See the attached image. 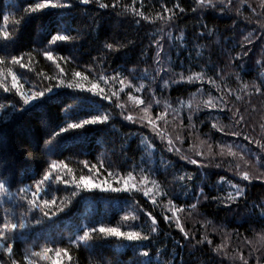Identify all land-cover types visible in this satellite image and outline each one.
Masks as SVG:
<instances>
[{
    "label": "trees",
    "instance_id": "trees-1",
    "mask_svg": "<svg viewBox=\"0 0 264 264\" xmlns=\"http://www.w3.org/2000/svg\"><path fill=\"white\" fill-rule=\"evenodd\" d=\"M33 2L38 0H0V27H6L11 31L15 19L23 15L19 9ZM61 2H70L72 7L45 10L43 13L34 15L29 23L21 26L18 50L10 49L13 55H18L20 52H32L38 62L35 65L36 71L53 75L54 65L39 55L38 51L33 50L43 49L51 35L67 26L71 31L65 34L77 38L50 46L54 55L69 58L67 64L62 63L66 73L70 74L73 70L84 72L86 66L95 70L87 73L89 78L101 72L109 76L119 72L137 86L139 83H144L154 88L156 98L162 101L169 100L173 108L178 106L177 98L183 100L185 104L192 99L193 108L199 102L203 109L204 100L224 95L232 112L239 109V115H243L245 119L235 127L234 121L229 119L232 112L227 110L221 112L219 109H203L195 113L193 123L199 130L198 139L196 133L193 134L192 139H189L186 127L189 123L187 119L189 109L183 107L181 114L184 117L185 127L181 134L185 137L182 145L185 155L201 159L195 156L194 151L188 150L190 144L198 145L199 140L211 143L214 151L218 150V144H232L237 151H239L237 145H246V151L261 154L257 145L245 140L244 135L253 139H261L264 136V129L261 128V125H264V94L255 93L251 86L247 90L242 88L244 83L251 85L253 82L259 83L260 79H264V66H261L264 65V39H255L262 35L255 21L264 19V16H257L251 11V7H255L258 13L264 12V9L260 8L259 0H246V2L232 0L230 6H227V0H225V5L231 9L230 11H221L217 0V8L196 12L191 11L193 7H196L195 0H135L134 4L133 0H121L122 5L134 6L150 17H155L157 13L167 17L169 14L164 12L162 5L173 8L174 3L179 2L180 7L185 9L183 13L175 9L176 17L172 21L156 20L155 23L144 20L136 23L139 17L131 13L123 14L120 7L102 9L98 6L99 2L111 4L112 0H94L87 5L79 3V0H61ZM141 2L144 5L143 9H140ZM3 15L9 16L7 24L2 20ZM202 24L207 27H202ZM159 29L163 31H158ZM181 30L185 34L183 41L167 38L166 34L169 31L172 32L173 37H177ZM209 30H213L212 35L200 36L201 32L207 33ZM251 31H254L255 42L247 45L246 48H241L240 43L243 37ZM161 37H164L161 41L164 51L161 53L163 63L160 67L170 69V72L166 74L165 71H160L159 77L153 83L151 78L156 76L158 67L155 59L157 51L155 41L161 40ZM106 42L123 45V47H120L118 51H108L104 48ZM244 51H248L247 56L243 59H235L237 53L242 54ZM197 52H201L202 55L197 57ZM102 56L103 61L100 60ZM234 59L235 62L232 63ZM258 60L261 61V65L256 63ZM213 65L218 70H222L221 74L226 75L225 80L222 81L219 76H216L211 69ZM202 67L207 68V76L217 80L221 91L218 92L210 84L201 85L199 82L170 84L166 90L163 89V80L179 79L176 73H183L187 77L192 72L201 71ZM14 70L18 75L21 72L26 73L27 78L33 83H40V78L33 73H28L27 69L22 70L17 66ZM236 74H239V80L236 79ZM142 75L148 78L133 79ZM44 83L46 84L47 81ZM101 87L104 85L101 84ZM111 87L118 90L119 84L115 83ZM201 87L203 91L197 93V89ZM261 87L264 88V85ZM227 88H231L233 93H228ZM128 91L130 89L126 88L120 94L121 102L127 105L125 114L131 111L133 115H136V107L127 99ZM56 92L60 95L56 96ZM192 93L197 95L192 97ZM76 95L77 93L72 89H54L53 102L42 108L24 112L6 127L3 142L0 143V173L13 178L11 190L15 191L17 187H23L30 184L32 180L39 179V174L51 160H63L78 172L81 166L77 161L87 160L89 164H97L99 167V158L103 160L105 168L126 173L131 170L133 164H140L141 156L145 157V163L141 165L145 169L158 168L160 158L163 157L174 167L167 170L161 168L154 176L149 174V178L159 181L168 190V197L177 206H185V211L180 216L185 229L189 231V239H184L174 224L163 221L159 215L161 211L159 206H153L146 197L137 193L134 195V200L144 211H138L137 215L140 219L132 223L144 225L145 212H152L159 221V231L153 233L149 241L143 242L146 247L139 246L133 249L115 239L91 251L83 246L72 247L69 251L75 264H133V261L137 264L142 261H150V264H242L238 259H230L237 253L247 258L248 264H257L258 258L260 264H264V247H261L259 243V235L264 234V219L259 216L260 206L264 205V181L242 182L235 171L228 170L226 164H222L219 168L214 166L198 168L197 165L187 163L175 152H168L166 146L158 139L152 138L148 128L139 123L123 121L119 115H116L120 110L115 109L114 105L107 101L103 102V108L111 110L114 114V119L108 125L91 127L78 138L65 140L58 150L49 152L48 149L51 146L46 145L45 141L51 139L53 131H58V126L62 125L67 118L66 112L70 115L75 111L78 104L74 98ZM133 95L137 93L133 92ZM140 95L146 102L151 99L147 87ZM237 95L241 99L237 100ZM14 101H18V97L0 91V103L11 104ZM17 107L21 105L17 103ZM160 111H163L162 104L159 107L153 104L152 115L155 116ZM92 114H99V112ZM80 115L83 116V113ZM239 115L236 119H239ZM168 119L171 121V115ZM213 122L223 126L226 132L237 130L242 131L243 135L233 137L218 132L211 127ZM161 127H163L162 124ZM167 131L175 137L173 124L168 125ZM124 134L132 136L129 140L130 147L126 151L121 147ZM140 137L148 138V143L156 149L151 157L146 155L147 148L144 151L137 148ZM228 159L230 158H224L225 161ZM261 159L264 160V154H261ZM220 162L219 157L214 161V163ZM250 171L258 174L264 172V167ZM185 173L192 174L193 180L189 182L175 179ZM221 177L246 187V200L242 199L231 207L212 200L213 196L226 195L227 191H231L226 183L221 182ZM184 184H187L186 189L182 187ZM198 187H204V193L209 199H201L197 209L189 215L187 206L194 202ZM184 191L188 192L187 196L183 195ZM68 194L63 185L58 186L57 197ZM168 197L159 198L158 205H167ZM17 203L18 200L12 199L0 204V215L3 214L4 208L26 211L24 208L17 209ZM132 203L133 197L129 194H87L85 200L79 203L74 201L70 211L66 209V217L61 214L64 218L62 222H58L55 229L42 232L40 226H36L35 229L28 230L24 241L15 245L14 250L31 246L34 241L37 244H44L52 240L56 243L50 244L51 247L67 248L69 238H74L81 224L96 226V221H103L105 226H122L121 217L132 211L129 207ZM205 220L212 222L206 228L202 227V222ZM122 230L127 228L122 227ZM145 231H147L146 227ZM205 234L212 241L213 247L208 246L206 242L196 244V241L201 240ZM213 234L217 236L216 243L212 240V237H215ZM248 240H251L252 244H249ZM220 244L225 245L224 251L228 253L227 256L213 251ZM143 251H148L149 256L140 255ZM16 258L21 259L19 256ZM4 259L7 260V257L5 256Z\"/></svg>",
    "mask_w": 264,
    "mask_h": 264
},
{
    "label": "snow or ice",
    "instance_id": "snow-or-ice-1",
    "mask_svg": "<svg viewBox=\"0 0 264 264\" xmlns=\"http://www.w3.org/2000/svg\"><path fill=\"white\" fill-rule=\"evenodd\" d=\"M94 0H79L81 4H90ZM246 2V0H243ZM135 0H133V4ZM221 6L220 10H231L229 7L232 4V0H227V6L225 0H218ZM196 7H193L191 11L196 12L198 10L203 11L207 9L217 8V0H195ZM261 9H264V0H259ZM102 9L112 7L116 9L122 8L123 14L131 13L135 17H139L135 22L140 23V20L148 21L149 23H155L156 20L172 21L176 17L175 9L179 10V13L185 11L184 8L180 7L179 2L174 3L173 8H167L162 5L164 12L169 15L165 17L162 13H157L155 17H150L142 10H138L136 7H129L122 5L121 0H112L111 4L99 2L98 5ZM70 2L62 3L61 0H38L27 4L22 9H19L23 13L19 18L15 19L12 26V30H8L6 27H0V91L4 93H11L13 97H18V101H14L11 104L0 103V143L3 142L5 129L8 125L14 122L20 115L26 111L32 109L42 108L46 104L54 101V89H72L77 95L74 97L78 102L77 108L70 115L66 112V119L62 122V125L58 126V131H53L51 139L45 141L46 145L51 147L48 149L49 152L58 150L61 144L67 139H76L80 135L86 133L89 128L95 126L108 125L110 121L114 119V114L111 110L103 108V102L107 101L109 104L114 105L115 109H119V115L123 121L130 122L132 124L139 123L141 126L146 127L150 130L152 138L158 139L161 143L166 146L168 152H175L180 156L182 160H185L189 164L197 165L198 168H207L214 166L219 168L222 164H226L229 171H235L236 175L239 176L242 182L251 183L253 180L264 181V172L253 173L250 171L254 168L264 167V160L261 159V154H264V136L261 139H253L247 135H244V139L257 145L261 154L252 153L246 151V145H237L239 151L234 149L232 144H218V150H213V145L205 140H199L198 145H189V151H194L196 157L201 159L190 158L185 155L182 148L185 137L181 134L184 129L183 120L184 117L181 114V109L187 107L189 112L187 119L189 121L186 126L188 129V137L191 139L193 134L196 133L198 139V129L193 123V115L203 109H219L221 112L227 110L232 112V109L228 107V101L224 95H220L216 98H209L203 101V109L201 104L197 102L195 108H193V100L189 99L187 104L179 98H177L178 106L173 108L169 100H161L156 98V90L150 86H146L144 83L134 84L128 77H124L121 73L116 72L113 75H105L102 72L95 75L93 78H89L87 74L89 71H95L89 66H86L85 71H71L70 74L65 72V68L62 67V63L67 64L69 58L63 56L54 55L53 50L50 46L57 45L59 43H65L75 40L77 37L65 34L71 29L65 26L64 28L56 31L55 34L51 35L47 44L43 49L33 50L38 51L39 55H42L47 61H50L54 65L55 71L53 75H48L43 71L37 72L35 65L38 63L32 52H20L18 55H13L12 51H17L18 36L22 25H26L31 21L34 15L43 13L45 10L50 9H65L71 8ZM144 5L141 2L140 9H143ZM251 7V5H249ZM253 14L257 16H264V12L258 13L255 7H251ZM239 14V9H237ZM247 19V18H246ZM2 20L7 24L9 20L8 15H3ZM258 28L262 31V35L255 37V39H264V19L256 20ZM207 27L206 25H201ZM158 31H163L159 29ZM213 30H209L207 33L201 32L200 36L212 35ZM169 40L176 39L183 41L185 34L181 30L179 36L173 37L171 31L167 34ZM254 31L248 32L243 37L240 43L241 48H246L247 45L253 44ZM161 40H156V76L152 77L154 83L156 78L159 77L160 71H165L166 74L170 72V69H164L160 67L163 63L161 59V53L164 51V45ZM123 45H114L113 43H105L104 48L108 51H118ZM10 49L12 51H10ZM201 52H197L196 56H201ZM248 55V51H244L242 54L237 53L235 59H243L244 56ZM104 57L100 58L103 61ZM235 59L231 61L235 62ZM261 65V61L256 62ZM27 69L28 73H33L40 78V83H33L27 78V74L21 72L20 75L14 68ZM264 66V65H261ZM216 76H219L220 80H225L226 75L221 74L222 70H218L214 65L211 66ZM179 79L163 80V89L166 90L170 84H195L199 82L201 85L204 83L212 85L219 92L221 91L220 84L217 80L211 76H207V68L202 67L199 72H192L187 77L183 73H176ZM146 75L141 77H133V79H147ZM162 79V78H161ZM236 79L239 80V74H236ZM47 81L45 84L44 82ZM118 83L119 89H114L111 85ZM101 84L104 87H101ZM264 79H260L259 83L253 82L251 85L244 83L242 88L247 90L250 86L257 94H264ZM27 86V87H26ZM148 89V94L151 99L146 102L142 97L145 88ZM130 89L126 93L127 99L132 101L133 105L137 109V114L133 115L131 111L125 114L127 105L121 102L120 94L125 89ZM203 91V88H198L197 93ZM228 93H233L231 88H227ZM133 92L137 95H133ZM197 93H192V97H195ZM86 94V95H81ZM60 95L56 92V96ZM251 95V93H249ZM239 100L241 97L236 96ZM17 103L21 107H17ZM153 104L156 106H163V111L158 112L155 116L152 115ZM93 112H99V114H92ZM83 113V116L80 115ZM171 115V121L168 116ZM239 115V109L232 112L229 117L230 120L234 121L235 125H240L244 121V116L239 115V119H236ZM86 117V118H84ZM71 121V122H70ZM178 121V123H177ZM161 124L163 127H161ZM173 124L174 131L176 132L175 137L167 131L168 125ZM211 127L218 132L231 135L233 137H240L243 135L242 131L233 130L226 132L223 126H218L217 123L213 122ZM264 129V125H261ZM132 138L131 134H124L122 136V149L126 151L130 147L129 140ZM210 139V137H209ZM137 148L144 151L148 149L146 155H151L156 151L154 146L148 143V138L140 137ZM217 157L221 158L220 163H214ZM230 158L227 161L224 158ZM81 166L79 171L69 167L63 160H51L47 162V167L39 174V179H34L30 184L24 185L23 187H17L15 191H12L13 178L0 173V204L7 202L8 200L16 199L18 203L16 208H24L26 211H13L11 208H4L3 214L0 215V264H75L73 257L69 251V248L80 246L85 247L88 250H93L98 246L109 243L111 240L116 241L130 246L133 249L139 246L146 247L143 242L149 241L153 233L159 231V221L152 212H145L146 220L144 225H137L135 221L140 219L137 215L138 211L143 212L138 202L134 200V195L140 193L143 197H146L153 206H159L161 211L159 215L162 217L165 223L174 224L175 228L179 230L184 239H189V231L184 227L181 221L180 214L185 211L184 205L177 206L173 200L168 197V190H166L159 181L156 179H150L149 174L154 176L156 171L159 169H165L174 167L170 161H165L163 157L160 158L158 168L145 169L141 165L145 163V157L141 156L140 164H133L131 170L126 173H121L119 170H110L105 168L103 160L98 158V164H89L87 160L77 161ZM248 169V170H245ZM86 170V172H85ZM179 181H192V174L185 173L178 177H175ZM222 183H226L231 191H227L226 195H217L211 197L212 200L218 204H224L226 207H231L233 204H238L242 199L246 200V187H242L240 184L231 183L220 178ZM63 185L64 190L69 194L57 197L56 192L58 186ZM183 188H187V184L182 185ZM95 193H114V194H129L133 197V203L129 205L132 211L127 212L121 217L123 222L122 226H105L103 221H96V226H90V224H81L77 232L74 234V238H69V247L61 248L51 247L50 244H55L56 241L52 240L44 244H37L35 241L31 246H24L23 248H16L14 246L24 241L25 233L28 230L35 229L36 226H40L42 232L49 229H55L58 222H62L63 218L61 214L67 216L66 209L71 210V205L74 201L79 203L86 199L87 194ZM183 195L187 196L188 192L184 191ZM161 197H168L167 205H158V199ZM79 198V199H77ZM201 199L208 200L209 197L204 193V187H198L194 202L187 206L189 215L194 212ZM259 216L264 219V205L260 206ZM211 221H203L202 227H207L211 224ZM122 227H126L127 230H122ZM145 227L147 231H145ZM215 231V229H213ZM82 233V234H81ZM194 238V237H193ZM208 243L211 245L212 241L208 239L207 234L202 236L201 240L196 241V244ZM252 244L251 240L247 241ZM259 243L261 247H264V234L259 235ZM225 245H217L213 251L217 254L227 256L228 253L224 251ZM38 249V250H36ZM143 257H148L149 252L143 251L140 253ZM7 257V260L4 257ZM19 256L21 259H17ZM230 259H238L242 264H248V259L242 254L237 253L235 257ZM133 264H137L133 261ZM139 264H150V261H142ZM257 264H260L259 258Z\"/></svg>",
    "mask_w": 264,
    "mask_h": 264
},
{
    "label": "rangeland",
    "instance_id": "rangeland-1",
    "mask_svg": "<svg viewBox=\"0 0 264 264\" xmlns=\"http://www.w3.org/2000/svg\"><path fill=\"white\" fill-rule=\"evenodd\" d=\"M192 227H193V225H192ZM213 235H215V237L213 236L212 237V240L215 242V239H217V236H216V234H213ZM164 237V236H163ZM216 243V242H215ZM208 246H210V247H213V245H208Z\"/></svg>",
    "mask_w": 264,
    "mask_h": 264
},
{
    "label": "bare ground",
    "instance_id": "bare-ground-1",
    "mask_svg": "<svg viewBox=\"0 0 264 264\" xmlns=\"http://www.w3.org/2000/svg\"><path fill=\"white\" fill-rule=\"evenodd\" d=\"M189 138V137H188ZM192 139V138H191ZM191 143H193V142H191Z\"/></svg>",
    "mask_w": 264,
    "mask_h": 264
}]
</instances>
